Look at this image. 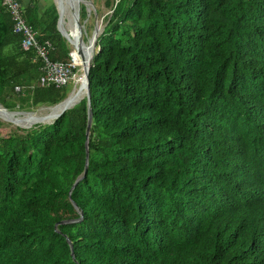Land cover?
Returning a JSON list of instances; mask_svg holds the SVG:
<instances>
[{
	"label": "trees",
	"instance_id": "16d2710c",
	"mask_svg": "<svg viewBox=\"0 0 264 264\" xmlns=\"http://www.w3.org/2000/svg\"><path fill=\"white\" fill-rule=\"evenodd\" d=\"M28 2L48 59L71 62L53 3ZM104 7L88 138L86 98L51 123L0 124V264H237L264 215V0ZM21 41L0 0V105L55 106L65 87L38 84Z\"/></svg>",
	"mask_w": 264,
	"mask_h": 264
},
{
	"label": "built area",
	"instance_id": "2783aa9c",
	"mask_svg": "<svg viewBox=\"0 0 264 264\" xmlns=\"http://www.w3.org/2000/svg\"><path fill=\"white\" fill-rule=\"evenodd\" d=\"M2 6L8 11L13 31L22 36L21 48L24 51L30 49L35 50L38 58L41 61L39 66L40 77L38 84L43 86L53 85L56 88H61L73 83L74 90H79L81 85V71L77 58L74 57L73 51L71 62L61 63L52 62L48 59V53L52 49L50 43H39L36 39V35L26 25L23 18L22 6L19 0H2ZM34 88V85H31ZM15 92H20L21 87H15Z\"/></svg>",
	"mask_w": 264,
	"mask_h": 264
},
{
	"label": "rangeland",
	"instance_id": "374dc122",
	"mask_svg": "<svg viewBox=\"0 0 264 264\" xmlns=\"http://www.w3.org/2000/svg\"><path fill=\"white\" fill-rule=\"evenodd\" d=\"M37 4H38V7L39 8H43V6H46L47 4L49 3H53V5L55 6L56 8V11L58 14H60V11H59V6H58V1L60 2V0H37ZM71 1V0H70ZM88 2H91L92 5H87L86 8H84V11L87 13V17H86V20L84 21V31H83V39H84V42H85V48L88 47V44L90 43L91 41V37H92V33H93V30L94 28H98L99 29V32L101 29H103V21L105 20V18L108 16L109 12H108V9L104 7V1L105 0H93L95 4H93V1L92 0H85ZM19 3L24 6H26L29 2L28 0H19ZM80 6H84L83 4H81ZM66 12V10L64 11L63 10V13ZM71 12V13H70ZM68 14V16L65 17L64 19V16H63V13H62V17L63 19L65 20V28L64 30L70 34V31L68 30H71L70 27L67 25L68 23L74 27V23H73V16H72V11H70ZM66 15V14H65ZM91 15H93V20L91 19ZM68 17V18H67ZM87 22V25L85 24ZM91 25V27H89ZM93 25V26H92ZM69 29H68V27ZM75 28V27H74ZM72 52H73V49H72ZM73 55V53H72ZM74 57L79 59L78 56L76 54H74ZM80 63V62H78ZM65 90H66V97L69 96L70 94L73 93L74 91V85L73 83H70L69 85H67L65 87ZM82 90V84L80 85V89L74 91L79 93V91ZM42 107V106H41ZM42 109V108H37V109H28V110H19V108H14L12 110H9V111H0V124L6 126V129L8 128H12V129H16L18 128L17 125H25V126H28L30 125L28 128H22V129H30L32 128L33 126L37 125V124H47V122H43V123H37V122H33V121H29V120H26L22 115L24 114H29V113H35L37 114L39 112V110ZM12 111V112H10ZM18 111H21V112H18ZM17 113L21 114V115H18ZM49 123V122H48ZM0 128H2L0 126ZM2 131V129L0 130V132Z\"/></svg>",
	"mask_w": 264,
	"mask_h": 264
},
{
	"label": "water",
	"instance_id": "95a60500",
	"mask_svg": "<svg viewBox=\"0 0 264 264\" xmlns=\"http://www.w3.org/2000/svg\"><path fill=\"white\" fill-rule=\"evenodd\" d=\"M71 1H74L75 4H76V9H71L75 31H77V36L75 38L76 39V44L72 43V41H73L72 40L73 39L72 35L67 33L63 29V24H62V21H61L62 16H61V14H58V13H57L58 14V20H57L56 28H57V31L59 32V34L61 35V37H63L68 42L70 47L74 50L75 54L79 58L81 71H82L81 78L83 79V89H84V94H83L82 99L86 98V101H87L88 116H87V123H86V129H85V135H86V139H87L88 135H89L90 127H91V120H92V113H91L92 111H91V106H90L89 71H90V68H91V65H92V60H93L94 53L96 51V41H97L98 36L102 33V30H100V32H99V30L96 27L93 30L92 37H91L92 38V53H91L90 60L86 63L85 60H84L83 53H82V48L85 45V42L83 41V35H84L83 34L84 25L83 24L84 23L80 22L79 10H80V5L81 4L85 5V7H86L87 5H92V3L89 2V4H88V2L85 1V0H71ZM69 96H67L64 100H62L61 102H59L56 105H59V104L65 102L66 100H68ZM78 103H76V104H78ZM76 104H74L71 108H73ZM71 108H69V109H71ZM69 109L67 108V109L63 110L62 112H60L58 115H56L54 117V119L52 120V122L55 121L56 119H58L62 114H64L65 111H67ZM40 121H43V120H40ZM85 147H86V152H87L88 151L87 142L85 143ZM86 158H87V156H86ZM86 171H87V163H85L83 175L76 180V182L71 187L70 192L72 191V189L74 188L76 183L83 178V176L86 173ZM74 208L77 210L76 205H74ZM78 213L80 214V218H81L82 217V213L80 211H78ZM62 223H60V224H62ZM69 247H70V250H71V255L73 257V250H72L71 243L69 244Z\"/></svg>",
	"mask_w": 264,
	"mask_h": 264
},
{
	"label": "bare ground",
	"instance_id": "6f19581e",
	"mask_svg": "<svg viewBox=\"0 0 264 264\" xmlns=\"http://www.w3.org/2000/svg\"><path fill=\"white\" fill-rule=\"evenodd\" d=\"M58 1V0H57ZM58 6H59V11H60V14L62 16V13H63V10L66 12L63 13V16H64V19L66 16H68V14H70L71 12V9H76V4L74 1H70V0H60V2L58 1ZM70 12V13H69ZM66 14V15H65ZM68 18V17H67ZM63 19V17L61 18V21H62V24H63V27L65 28V20ZM71 30H68L70 31V34L72 35L73 37V41L72 43H75L76 44V36H77V31H75V28L72 26V24L70 25L69 23L67 24ZM67 26V27H68ZM68 27V29H69ZM99 28V27H98ZM97 28V29H98ZM100 29V28H99ZM98 29V30H99ZM102 30V29H101ZM82 53H83V56H84V60L85 62L87 63L89 60H90V57H91V53H92V39L90 41V43L88 44V47L85 48V46H83L82 48ZM81 84H82V90L79 91V93L77 92H73L70 96H69V99L66 100L65 102L59 104V105H56L54 107H48V108H42L39 110V112L37 114L35 113H27V114H24L22 115L26 120H29V121H33V122H37V123H43V122H52V120L54 119V117L56 115H58L60 112H62L63 110L65 109H69L71 108L74 104L78 103L82 97H83V94H84V89H83V79L81 78ZM76 91V90H75ZM18 115H21L19 113H17ZM40 120H43V121H40Z\"/></svg>",
	"mask_w": 264,
	"mask_h": 264
},
{
	"label": "clouds",
	"instance_id": "9594fccd",
	"mask_svg": "<svg viewBox=\"0 0 264 264\" xmlns=\"http://www.w3.org/2000/svg\"><path fill=\"white\" fill-rule=\"evenodd\" d=\"M63 29H64V27H63ZM77 61L79 62V59H77ZM79 67H80L79 69L81 71L80 63H79ZM81 74H82V71H81ZM23 88L24 87H21V91L23 90ZM16 93H19V92H16ZM1 107H3V106H1ZM49 107H51V106H49ZM39 108H48V107L42 106ZM3 109L5 111H9V110L5 109L4 107H3ZM10 112H12V111H10ZM18 112H21V111H18ZM18 128H21V127H18ZM252 241H253V243L249 249L239 251L240 256H238L236 258L237 264H264V215L262 218V225L259 229L258 235L255 238H253Z\"/></svg>",
	"mask_w": 264,
	"mask_h": 264
}]
</instances>
